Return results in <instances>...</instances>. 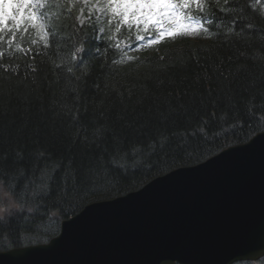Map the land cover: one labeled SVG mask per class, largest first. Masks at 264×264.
I'll return each instance as SVG.
<instances>
[{
	"label": "trees",
	"instance_id": "trees-1",
	"mask_svg": "<svg viewBox=\"0 0 264 264\" xmlns=\"http://www.w3.org/2000/svg\"><path fill=\"white\" fill-rule=\"evenodd\" d=\"M241 4L247 20L237 32L245 22L253 30L179 36L132 59L89 30V63L74 67L79 80L63 63L79 46L63 16L53 23L62 49L55 55L37 42L32 53L45 54L35 61L0 60L9 65L0 67V155L14 161L0 165V188L15 185L13 199L22 204L0 220L1 251L48 242L87 204L137 190L264 131V0ZM125 35L103 36L114 43ZM29 62L34 73L25 68Z\"/></svg>",
	"mask_w": 264,
	"mask_h": 264
},
{
	"label": "water",
	"instance_id": "water-1",
	"mask_svg": "<svg viewBox=\"0 0 264 264\" xmlns=\"http://www.w3.org/2000/svg\"><path fill=\"white\" fill-rule=\"evenodd\" d=\"M264 257V132L64 219L0 264H234Z\"/></svg>",
	"mask_w": 264,
	"mask_h": 264
},
{
	"label": "snow or ice",
	"instance_id": "snow-or-ice-1",
	"mask_svg": "<svg viewBox=\"0 0 264 264\" xmlns=\"http://www.w3.org/2000/svg\"><path fill=\"white\" fill-rule=\"evenodd\" d=\"M78 2L88 5L87 15L84 14L83 7L73 15V9L77 8ZM54 11L57 12V18L63 16L71 20L67 27L71 29L79 45L73 46L70 58L65 57L63 61L68 65L66 72L75 80H79V77L74 75V67L82 69L89 63V58L85 55L89 45V30L96 41H104L106 47L121 51L119 40L113 44L103 36L105 24L110 30L115 25L116 33H119L122 27L128 31L136 30L137 33L143 29L146 35L135 36V48L131 42L125 45V50L132 51L157 44L165 37H212L220 35L221 30L224 36L234 33L240 35L245 29L253 30L255 27L251 22H245L237 32V24L247 20L241 0H222V3L221 0H215L214 7L209 5L207 0H0V60L7 56L9 60L27 57L29 61H35L37 55L45 54L39 49L35 54L32 53V45H35L37 40L28 37L29 26L43 42L45 49L54 50L53 55L62 50L58 42L60 32L51 22ZM94 52L101 54V48L96 47ZM0 67L7 70L9 65L0 63ZM19 67L18 63L12 67V73L17 74ZM25 68L31 69L33 73L36 71L32 62L26 63ZM27 74L26 71L25 75ZM248 114L250 117L255 115L251 106ZM213 119H216L215 113ZM200 131L204 132L205 129L202 127ZM10 163L14 161L10 162L7 156L0 155V165L8 166ZM2 189L10 193L12 198L17 195L13 184L8 185V190ZM0 203L10 206L8 212L12 208H22V204L14 199L0 200ZM3 218L0 217V220Z\"/></svg>",
	"mask_w": 264,
	"mask_h": 264
},
{
	"label": "clouds",
	"instance_id": "clouds-1",
	"mask_svg": "<svg viewBox=\"0 0 264 264\" xmlns=\"http://www.w3.org/2000/svg\"><path fill=\"white\" fill-rule=\"evenodd\" d=\"M9 200L12 201V196L10 193H7L6 191H4L2 188H0V200ZM9 205L0 203V217H3V214L9 211Z\"/></svg>",
	"mask_w": 264,
	"mask_h": 264
},
{
	"label": "rangeland",
	"instance_id": "rangeland-1",
	"mask_svg": "<svg viewBox=\"0 0 264 264\" xmlns=\"http://www.w3.org/2000/svg\"><path fill=\"white\" fill-rule=\"evenodd\" d=\"M86 10H84V14L87 15V10H88V6L85 7ZM255 264H264V261H260L258 263H255Z\"/></svg>",
	"mask_w": 264,
	"mask_h": 264
},
{
	"label": "bare ground",
	"instance_id": "bare-ground-1",
	"mask_svg": "<svg viewBox=\"0 0 264 264\" xmlns=\"http://www.w3.org/2000/svg\"><path fill=\"white\" fill-rule=\"evenodd\" d=\"M170 172V171H169Z\"/></svg>",
	"mask_w": 264,
	"mask_h": 264
}]
</instances>
